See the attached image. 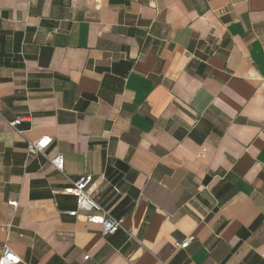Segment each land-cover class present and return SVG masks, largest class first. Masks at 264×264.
Instances as JSON below:
<instances>
[{"label": "crops", "instance_id": "obj_1", "mask_svg": "<svg viewBox=\"0 0 264 264\" xmlns=\"http://www.w3.org/2000/svg\"><path fill=\"white\" fill-rule=\"evenodd\" d=\"M86 174L123 229L68 213ZM5 245L19 264H264V0H0Z\"/></svg>", "mask_w": 264, "mask_h": 264}, {"label": "built area", "instance_id": "obj_2", "mask_svg": "<svg viewBox=\"0 0 264 264\" xmlns=\"http://www.w3.org/2000/svg\"><path fill=\"white\" fill-rule=\"evenodd\" d=\"M193 57L189 54V59ZM29 121L27 116H18L15 119L9 121V125L15 128L19 133H23V129L20 127L22 122ZM52 143V137L43 136L36 141L27 140V154H45L46 149ZM51 163L61 172H64V156L62 153L57 154L51 160ZM93 183V176L86 174L81 175L78 178L72 180V185L65 189L68 194H74L76 196V208L70 210L68 213L72 216H77L80 213L85 215V219L89 223L97 224L101 227L103 235L114 234L124 228V219L114 216L111 210L105 208L90 191V187ZM12 206L17 207L18 201H10ZM130 235H132L130 233ZM191 242L190 238H186L177 243V247L186 248ZM86 255L85 258H88ZM264 257V253H263ZM21 257L16 254L9 245H5L3 252L0 256V264H19ZM162 264H168L162 262Z\"/></svg>", "mask_w": 264, "mask_h": 264}]
</instances>
